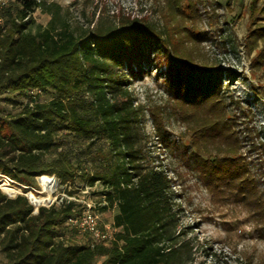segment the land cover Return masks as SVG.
I'll return each instance as SVG.
<instances>
[{
	"label": "trees",
	"instance_id": "1",
	"mask_svg": "<svg viewBox=\"0 0 264 264\" xmlns=\"http://www.w3.org/2000/svg\"><path fill=\"white\" fill-rule=\"evenodd\" d=\"M16 1L15 13L8 8L0 22V96L20 103L8 114L0 110V173L25 187H38L41 175L59 185L86 183L98 196L99 210L116 208V232L101 241L85 232L79 240L71 220L85 204L63 198L35 212L25 194L12 197L0 187V264L193 261L190 231L179 227L173 180L138 143L143 107L131 77H142L157 63L165 67L171 107L190 129L188 145L204 184L216 197L264 210L257 181L264 177V144L250 125L251 108L229 93L220 64L204 57L202 43L210 32L197 21L207 12L203 0H162L164 32L148 16L94 12L85 27L61 16L57 3ZM38 6L51 18L32 30V21L24 19ZM249 11V51L263 42L252 60L259 68L264 0H250ZM46 91L52 96L38 99ZM153 116L161 141L169 144L163 117ZM246 147L251 162L242 153Z\"/></svg>",
	"mask_w": 264,
	"mask_h": 264
},
{
	"label": "rangeland",
	"instance_id": "2",
	"mask_svg": "<svg viewBox=\"0 0 264 264\" xmlns=\"http://www.w3.org/2000/svg\"><path fill=\"white\" fill-rule=\"evenodd\" d=\"M37 1L59 4L62 8L61 16L67 17L74 25H90L91 15L96 12L97 17L101 11L108 15L121 12L125 15L148 16L158 31L164 32L165 28L162 0ZM249 3L250 0H231L229 4L228 0H203L201 9L207 12L203 16H197V21L201 23V28L210 32L202 43L204 57L220 64L223 77L230 84L229 93L235 98L238 96L243 99L242 103L251 108L250 125L255 127L257 140L264 144V64L255 68L252 63L263 42L260 41L259 46L249 51ZM18 5L20 4L16 0H10L7 7L0 9V20L4 18L5 22L4 15L8 8L15 13ZM50 18V13L38 6L29 17L32 21L29 28L34 30L39 24L46 25ZM164 71L163 65L154 64L146 69L142 77L132 75L130 88L143 107V117L136 124L139 146L143 147L152 160V165L161 166L172 178L171 190L179 211V227L190 231L188 238L191 239L193 261L186 264H264V210H260L262 207L258 205L246 204L232 197H216L204 184L200 171L196 168L193 150L188 145L190 129L171 107L169 85ZM4 96H0V110L2 114H8L20 103L10 102ZM38 96V99L46 100L52 93L39 92ZM15 98L19 102L28 101L26 97ZM246 100H250L249 103ZM153 113L163 117L161 126L169 144L161 141ZM242 150L251 162L252 156L248 148ZM250 171L255 172L257 178L260 176L254 163L250 164ZM47 176L37 178L38 187H25L0 173V187L12 197L25 194L31 203V195L48 196L50 192L51 200L38 206L33 203L35 209L41 205L59 203L63 198L83 204L93 202L101 223L116 232L113 226L116 208L99 210L96 203L98 196L93 193L94 189L79 180L59 185L55 177L49 176L52 178L51 185L50 190L46 191L41 179ZM257 181L264 201V177L260 176ZM66 189L74 190V195L70 196ZM77 236L79 240L84 238L79 231Z\"/></svg>",
	"mask_w": 264,
	"mask_h": 264
},
{
	"label": "built area",
	"instance_id": "3",
	"mask_svg": "<svg viewBox=\"0 0 264 264\" xmlns=\"http://www.w3.org/2000/svg\"><path fill=\"white\" fill-rule=\"evenodd\" d=\"M9 1L10 0H0V9L7 7ZM30 16L31 14L24 20L29 19ZM0 21L1 23L3 22L2 19ZM85 205L84 210L71 220L73 226L78 229L80 233L90 232L96 241L112 238L114 232L111 231L110 226L101 223L99 213L96 210V204H93V202H85Z\"/></svg>",
	"mask_w": 264,
	"mask_h": 264
},
{
	"label": "bare ground",
	"instance_id": "4",
	"mask_svg": "<svg viewBox=\"0 0 264 264\" xmlns=\"http://www.w3.org/2000/svg\"><path fill=\"white\" fill-rule=\"evenodd\" d=\"M51 177H43L41 182L44 184L46 191L50 190V185H51ZM53 181V180H52ZM8 186V185H7ZM3 186L7 190H12V188ZM13 192V191H12ZM31 200L35 205H39L41 203H46L51 200V195L50 192L48 193V196H36V195H31Z\"/></svg>",
	"mask_w": 264,
	"mask_h": 264
},
{
	"label": "water",
	"instance_id": "5",
	"mask_svg": "<svg viewBox=\"0 0 264 264\" xmlns=\"http://www.w3.org/2000/svg\"><path fill=\"white\" fill-rule=\"evenodd\" d=\"M38 208H39V207H36V210H35V212H37V211H38Z\"/></svg>",
	"mask_w": 264,
	"mask_h": 264
}]
</instances>
